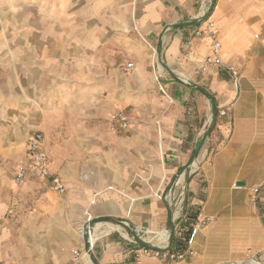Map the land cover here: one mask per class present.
Returning a JSON list of instances; mask_svg holds the SVG:
<instances>
[{
    "label": "crops",
    "instance_id": "1",
    "mask_svg": "<svg viewBox=\"0 0 264 264\" xmlns=\"http://www.w3.org/2000/svg\"><path fill=\"white\" fill-rule=\"evenodd\" d=\"M199 2L41 0V19L49 14L66 33L25 37V104L0 103V264H93L84 245L87 212L109 221L99 223L97 235L110 231L92 242L98 264H243L250 254L264 258V0H218L213 18L221 59L240 72L236 81L223 67L198 73L212 54L208 37L187 44L195 27L206 29L189 24ZM161 46L165 68L157 54ZM131 91L137 94L129 97ZM209 101L215 119L220 114L216 135L186 185L188 202L215 222L200 233L187 262L139 255L142 247L128 241L123 223L174 239L182 225L175 227L168 203L156 194H165L187 168L205 131L190 128L200 117L183 116V106L198 102L202 112ZM132 105L149 110L138 122L126 114L128 137L96 127L106 117L121 129L110 117ZM53 114L54 133L47 126ZM211 120L209 115L205 126ZM37 131L51 176L63 182L66 195H54L36 179L14 182L26 161V142ZM241 156L239 169L231 171ZM38 185L47 192L21 194ZM235 191L243 193L241 200L233 198ZM224 244L228 256L212 257Z\"/></svg>",
    "mask_w": 264,
    "mask_h": 264
},
{
    "label": "built area",
    "instance_id": "2",
    "mask_svg": "<svg viewBox=\"0 0 264 264\" xmlns=\"http://www.w3.org/2000/svg\"><path fill=\"white\" fill-rule=\"evenodd\" d=\"M218 7V0H200L199 7L197 13L189 19V24L191 26H195L196 24L206 25V29L202 30L200 27H195L194 34L192 38L187 41V44L191 46L193 44L194 38H203L208 37L212 42V54L205 58L204 66L198 70L199 74L207 73L210 67H223L225 72L231 76L235 81L240 78V72L233 66H225L223 65L221 59L222 52V44L217 38V29L216 23L214 21V13ZM171 27H167L165 32L170 30ZM128 69L132 70L134 68L133 63L128 64ZM179 77V76H178ZM180 78V77H179ZM157 82L159 83V79L157 77ZM160 90L163 94H165L169 99L170 97L165 93L162 86H160ZM171 100V99H170ZM222 116L226 115V112L221 113ZM112 123H115L121 129H128L129 123L126 118V114L124 111L119 110L114 112L111 115ZM44 144V136L41 132L33 133L26 142V161L19 165L15 177L14 182L16 185H23L29 179H36L47 184V188L57 193L58 195H64L66 191V187L59 179L53 178L50 173V161L43 150ZM204 155V156H203ZM201 156L202 159L206 158L208 153H205ZM199 156L196 160H194L187 168L179 175L177 180L173 183V185L168 189V191L163 193H157L156 196L160 200H164L168 203L171 215L172 222L175 227H179L183 223L186 222L187 216L190 213V208L194 204H190L188 202V187H187V175L192 176L199 172ZM259 193V189L254 190L253 200L256 201V196ZM88 221L85 225H87L90 221L94 220L89 212H87ZM215 222L214 217H209L205 215L203 208L199 205L197 212L194 215L191 232L188 240V245L185 251H175L170 247L171 235H169L168 241L165 243H157L151 242L152 245L159 248L160 251L154 252L145 248H141L139 251V255L149 256L157 260L165 261V262H187L190 258L195 256V251L193 250V245L196 242L200 233L206 229L210 224ZM127 228H131L129 224L123 223ZM84 225V226H85ZM134 234L142 237L144 240L146 238V230L140 227H134ZM126 233V238L132 244H136L134 237H130L129 234ZM91 242V241H90ZM92 248L94 244L91 242ZM87 254V253H86ZM74 255L76 256V262L79 260L80 253L79 251H75ZM250 260H257L255 256L250 254ZM141 264V263H138Z\"/></svg>",
    "mask_w": 264,
    "mask_h": 264
},
{
    "label": "rangeland",
    "instance_id": "3",
    "mask_svg": "<svg viewBox=\"0 0 264 264\" xmlns=\"http://www.w3.org/2000/svg\"><path fill=\"white\" fill-rule=\"evenodd\" d=\"M45 7L46 5L44 6V8ZM51 19L54 18L49 16V14L48 16H46V14H43V17L41 19V0H0V103H4L5 105H8L10 107L13 105L24 106L25 37L57 35L59 33L60 35L65 34L66 32H63V30L65 31L66 29L56 28L51 22ZM161 53L162 46L161 49L157 51V54L160 56L159 62L165 68L166 66L161 61ZM226 75L228 76L227 73ZM170 77L173 78V76ZM136 94L137 93L131 91L129 92V97ZM27 103L28 105L31 103L33 106H35L36 104L34 101H30L29 98H27ZM197 104L198 102H190V104L185 103V105L183 106V116L188 117L189 115H194L200 117L198 123L193 124V127L190 128L192 130L194 128H196V130H199L200 128L203 129V127L205 128L204 134L202 135L201 139V142H204V148L205 144L216 135V127L219 121L220 114H218L217 119H215L213 111L211 110L210 101L207 102L206 108L202 110V112H199L198 108L196 107L199 104ZM123 109H125V114H127L128 120L130 122L140 121L141 117L146 115L149 110L148 108H145L143 106L136 107L135 105ZM7 111L10 116L15 115V112L12 109H8ZM55 111L56 109H51V112L55 113ZM209 115H211L212 120L211 122L207 123V126H205ZM55 117V114L51 115L50 122L49 124H47L49 130L53 133L55 132L56 125L54 122H52V119H54ZM199 121H201V123H199ZM96 127H101L105 131H109L110 133H113L114 136L118 137L126 138L130 135V132L128 131L117 129L114 125H110V122L108 121V119H106V117L98 120L96 123ZM189 133H192V131H189ZM111 139L112 138H110V140ZM113 146L114 145L112 142L110 147L113 148ZM101 147H104V145H102ZM209 158H212V154ZM243 159L244 157L241 156L238 162L233 165L234 168L230 170L234 171L235 168L238 170ZM240 173L242 176H244L246 174V169H244ZM47 190L43 189L41 185H38L36 188L27 189L21 194L32 196L43 195L45 192H47ZM50 192L54 195L60 196L55 192ZM66 193L64 195H66ZM232 195L236 200H241L243 198V193L240 191H235L232 193ZM219 220L220 219H218V221ZM131 229H133V227H126L127 231L125 232H127L130 237H133L134 232ZM228 251V245L224 244L212 251V257H214L215 259L226 258L228 256ZM249 261L250 257L243 260L242 262L248 263ZM255 261L264 263V258L257 257V260Z\"/></svg>",
    "mask_w": 264,
    "mask_h": 264
},
{
    "label": "water",
    "instance_id": "4",
    "mask_svg": "<svg viewBox=\"0 0 264 264\" xmlns=\"http://www.w3.org/2000/svg\"><path fill=\"white\" fill-rule=\"evenodd\" d=\"M165 32V31H164ZM203 144L204 142L202 141L199 146L197 147V149L195 150L194 153V157L192 158V160L190 161V163L188 164V166L198 158L202 148H203ZM240 184V183H239ZM108 222V219L105 218H100V219H94L92 221H90L87 225L84 226V245H85V251L87 253V255L89 256L90 260L92 261L93 264H98L97 261L95 260V258L92 255V245L90 242V237L91 234L95 231V227L99 224V223H106ZM135 242L141 246L142 248L157 252L160 251L159 248L155 247L154 245H152L150 242L144 240L142 237L138 236V235H133ZM173 244V236H171V240H170V247H172ZM224 264H232V263H224ZM237 264V263H234Z\"/></svg>",
    "mask_w": 264,
    "mask_h": 264
},
{
    "label": "trees",
    "instance_id": "5",
    "mask_svg": "<svg viewBox=\"0 0 264 264\" xmlns=\"http://www.w3.org/2000/svg\"><path fill=\"white\" fill-rule=\"evenodd\" d=\"M202 93H204L210 100H212V103L214 106H216V101L214 98L208 94L206 91L201 90ZM216 116V115H215ZM199 208V205H193L190 208V213L187 216L186 222L182 224L181 228L178 230L177 234L175 235L173 239V245L172 248L175 251H185L188 245V240L191 232V226L193 222V218L195 213L197 212V209Z\"/></svg>",
    "mask_w": 264,
    "mask_h": 264
},
{
    "label": "bare ground",
    "instance_id": "6",
    "mask_svg": "<svg viewBox=\"0 0 264 264\" xmlns=\"http://www.w3.org/2000/svg\"><path fill=\"white\" fill-rule=\"evenodd\" d=\"M185 79L186 76L182 75ZM108 226H110V224H108ZM103 226L102 225H97L95 227V231L91 234V237H90V241L91 242H94L96 241L100 236H102L104 233L110 231V229L106 232H102L100 235H97L98 231H100V228H102ZM110 228V227H109ZM81 231V230H80ZM85 232H84V229H83V236H84ZM146 238L145 240L148 241V242H157V243H163V242H167L168 241V238H169V235L167 233H159L158 235L156 236H152L149 232H146ZM234 263H237V262H234ZM232 263V264H234ZM237 264H242V263H237ZM243 264H264V263H260L258 261H255V260H250L248 263H243Z\"/></svg>",
    "mask_w": 264,
    "mask_h": 264
}]
</instances>
